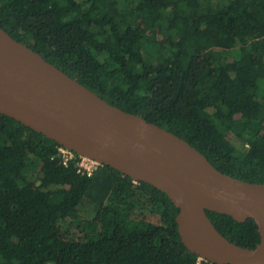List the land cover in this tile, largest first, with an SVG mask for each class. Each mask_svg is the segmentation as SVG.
Here are the masks:
<instances>
[{"label":"trees","instance_id":"trees-1","mask_svg":"<svg viewBox=\"0 0 264 264\" xmlns=\"http://www.w3.org/2000/svg\"><path fill=\"white\" fill-rule=\"evenodd\" d=\"M0 26L221 172L264 182V0H0ZM58 146L0 113V264H216L184 246L165 193L106 165L81 174ZM206 213L229 241L259 242L252 218Z\"/></svg>","mask_w":264,"mask_h":264},{"label":"water","instance_id":"water-1","mask_svg":"<svg viewBox=\"0 0 264 264\" xmlns=\"http://www.w3.org/2000/svg\"><path fill=\"white\" fill-rule=\"evenodd\" d=\"M0 113L60 146L165 193L184 246L216 264H264V182L218 170L184 138L109 103L0 26ZM206 210L252 218L254 247L229 241Z\"/></svg>","mask_w":264,"mask_h":264},{"label":"built area","instance_id":"built-area-1","mask_svg":"<svg viewBox=\"0 0 264 264\" xmlns=\"http://www.w3.org/2000/svg\"><path fill=\"white\" fill-rule=\"evenodd\" d=\"M58 153L62 165L66 166L69 162H74L77 171L88 176L92 175V173L101 165L94 159L79 155L63 146H58ZM133 182L136 183L137 181L133 180Z\"/></svg>","mask_w":264,"mask_h":264},{"label":"rangeland","instance_id":"rangeland-1","mask_svg":"<svg viewBox=\"0 0 264 264\" xmlns=\"http://www.w3.org/2000/svg\"><path fill=\"white\" fill-rule=\"evenodd\" d=\"M261 134L264 135V128L261 130ZM68 207H69L68 205H63V207L60 208L61 209V212L63 214L67 213L68 212L67 211Z\"/></svg>","mask_w":264,"mask_h":264}]
</instances>
